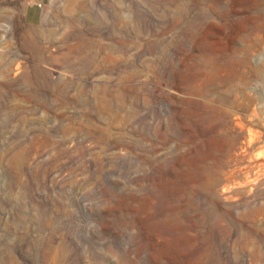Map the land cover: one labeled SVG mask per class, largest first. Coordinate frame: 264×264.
<instances>
[{
    "label": "rangeland",
    "instance_id": "rangeland-1",
    "mask_svg": "<svg viewBox=\"0 0 264 264\" xmlns=\"http://www.w3.org/2000/svg\"><path fill=\"white\" fill-rule=\"evenodd\" d=\"M0 264H264V0H0Z\"/></svg>",
    "mask_w": 264,
    "mask_h": 264
},
{
    "label": "bare ground",
    "instance_id": "bare-ground-1",
    "mask_svg": "<svg viewBox=\"0 0 264 264\" xmlns=\"http://www.w3.org/2000/svg\"><path fill=\"white\" fill-rule=\"evenodd\" d=\"M187 76V75H186ZM183 77V76H182ZM188 78V77H187ZM181 80V79H180ZM184 81V80H183ZM225 81V80H224ZM187 85V84H186ZM215 88V87H214ZM214 90V89H213ZM250 165L246 166V168H253L254 166H256L257 163H253L250 162ZM241 169L239 167H236V171L230 172V174L228 175L227 180L234 182V184H239L237 182H235V172H239Z\"/></svg>",
    "mask_w": 264,
    "mask_h": 264
}]
</instances>
